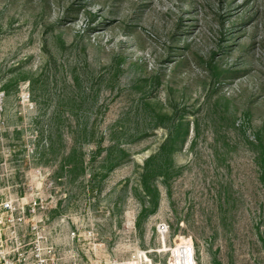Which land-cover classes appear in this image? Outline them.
Segmentation results:
<instances>
[{
  "label": "rangeland",
  "instance_id": "1",
  "mask_svg": "<svg viewBox=\"0 0 264 264\" xmlns=\"http://www.w3.org/2000/svg\"><path fill=\"white\" fill-rule=\"evenodd\" d=\"M33 199L59 264H264V0H0V201Z\"/></svg>",
  "mask_w": 264,
  "mask_h": 264
},
{
  "label": "built area",
  "instance_id": "2",
  "mask_svg": "<svg viewBox=\"0 0 264 264\" xmlns=\"http://www.w3.org/2000/svg\"><path fill=\"white\" fill-rule=\"evenodd\" d=\"M20 204L0 201V264H59L58 250L45 228L50 219L43 214L45 208L37 199L26 207ZM156 230L167 232V226L159 223ZM72 236L76 237L74 232ZM186 245L194 259L192 244ZM148 264L152 262L148 260Z\"/></svg>",
  "mask_w": 264,
  "mask_h": 264
},
{
  "label": "trees",
  "instance_id": "3",
  "mask_svg": "<svg viewBox=\"0 0 264 264\" xmlns=\"http://www.w3.org/2000/svg\"><path fill=\"white\" fill-rule=\"evenodd\" d=\"M162 149H163V148H162ZM153 159H154V157H153ZM151 161H152V160H151ZM151 161H150V163H152ZM148 164H149V163H148ZM145 174H146V176H148V177H149V176H152V175L155 174V170H154V169L147 170Z\"/></svg>",
  "mask_w": 264,
  "mask_h": 264
}]
</instances>
